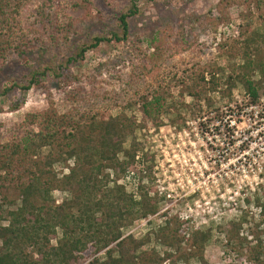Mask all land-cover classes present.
<instances>
[{
	"label": "rangeland",
	"instance_id": "374dc122",
	"mask_svg": "<svg viewBox=\"0 0 264 264\" xmlns=\"http://www.w3.org/2000/svg\"><path fill=\"white\" fill-rule=\"evenodd\" d=\"M259 1L261 6L257 5ZM53 3L49 13L68 29V42H62L61 34L57 36L58 41L55 43L49 40L47 27L50 24L46 20L42 23L29 16L28 9L38 7L41 0L28 1L20 29L24 30V36L36 35V39L30 53H16L0 67V143L10 142L18 135L13 129L27 114L45 110L51 104L58 111L65 112L77 104L78 97L73 100L62 87L65 79L57 82L51 78L47 81L50 94L41 87L31 88L26 92L13 88L14 81L23 84L27 82L28 72L33 65L49 64L58 68L60 64L63 67V76L72 82L67 91H76L83 84L89 88L94 85L105 91V98H110L109 104L114 107L110 108L113 115L133 116L137 123L142 122L143 118V101L139 100V96L146 95L148 91L162 95L164 99H161L160 110L165 108V111L162 110L157 123L145 131L137 128L126 139V147L133 137L139 143L133 161L129 160L130 163L122 171L107 169L110 185H122L128 194L137 198L142 185L153 196L158 185L155 179H163L161 165L166 163L164 154L167 152L172 155L177 150L175 146L188 140L185 135L179 136L171 130L176 128L177 132H181L188 129L191 139H194L191 122L204 117L205 122H201L203 133L213 130L221 141H225L223 145L215 141L213 146L224 155L222 162L217 161L210 166V171L216 176V184L211 183L213 187L209 191L203 189L201 195L179 199L177 203L173 201L169 204L168 215L177 216L182 223L184 231L181 234L185 237L181 243L183 250L188 252L196 249L189 241L194 231H210L211 236L204 246V254L209 264H249L246 253H226L229 246L226 245L225 235L232 222H241L240 232L248 235L251 244L245 245L244 252L247 247H252L255 235L264 239V93L259 103L251 107L247 100L242 99L241 86L238 83L228 90L230 86L226 83L229 73L227 65L237 64L240 58L221 55L219 46L238 38L239 25L246 23L249 14L258 19L256 28L264 34V0H139V12L128 20L127 41H102L95 48L87 50L83 58L69 63L66 62L67 58L75 56L78 46L90 44L95 37H110L111 31L117 29L118 15L127 10L130 2L53 0ZM165 30L170 33L167 40L170 49L174 51L172 58L157 62L144 78L136 80L135 83L130 82L134 66L141 64V58L135 55L140 50H146L147 55L153 52L154 45L161 44L159 39L154 38ZM20 39L21 37L17 38ZM262 40L259 59H264V37ZM210 59L225 66L226 73L217 75V86H211V91L204 92L198 100L179 84L177 75L182 74V69H187L194 61L203 65ZM207 79L209 80L208 76ZM8 87H12L9 93L2 94ZM21 96L24 98L22 103L19 102ZM113 98L118 100V104L114 103ZM218 123L220 124L217 125ZM228 133H233L234 142L227 145ZM47 152L48 149L44 148L43 153ZM71 162L72 160L67 163ZM156 166L160 168L159 171L155 169ZM162 168L164 172L168 169L167 166ZM54 171L61 177L68 172V167L65 164H55ZM130 172L135 174L130 177ZM155 172L158 173L157 178ZM6 193L9 199L18 196L14 188ZM53 195L56 203H60L66 196L60 190H55ZM164 204L162 202L158 214L151 215L149 223L143 221L144 218L139 219L126 227L124 233H131L139 239L148 231L157 230L165 220V215L162 214ZM186 217L188 218L185 219ZM144 248L162 255L168 247L152 239ZM102 255L103 251L99 253V256ZM166 263L167 261L162 262ZM189 264L200 263L192 258Z\"/></svg>",
	"mask_w": 264,
	"mask_h": 264
},
{
	"label": "trees",
	"instance_id": "16d2710c",
	"mask_svg": "<svg viewBox=\"0 0 264 264\" xmlns=\"http://www.w3.org/2000/svg\"><path fill=\"white\" fill-rule=\"evenodd\" d=\"M28 1L0 0V67L14 54L27 55L34 49L36 35L24 36V30L20 29ZM138 1L129 0V7L118 15L117 29L111 31L110 37H95L90 44L78 46L75 56L68 57L66 62L78 61L102 41H127L128 20L139 12ZM257 5L261 6V2ZM53 6V0H41L38 7L28 9L29 16L50 24L45 25L51 42L58 41L61 34L62 42L67 44L68 29L49 13ZM257 21L249 14L246 23L239 25L238 38L219 46L221 55L240 58L237 64L227 65L228 90L238 83L242 99L252 107L264 93V59L258 58L264 34L256 28ZM18 37L21 39L17 40ZM169 37L166 30L155 37L161 44H155L149 55L146 50L138 51L135 56L141 58V64L134 66L130 82L144 78L157 62L172 58L174 51L170 49ZM30 69L27 82L14 81L13 88L26 92L41 87L50 94L46 82L51 78L57 82L65 79L63 89L73 100L78 99L77 104L65 112L51 104L45 110L27 114L13 129L18 135L10 142L0 143V189L3 190H0V264H162L164 261L189 264L192 258L200 264H209L204 246L211 236L210 231H194L189 241L196 249L187 252L181 247L185 237L177 216L163 213V225L139 239L132 234L125 235L126 227L157 213L163 197L150 195L142 185L138 198L128 194L122 185H110L107 169L122 171L133 161L139 143L133 137L126 147V139L137 128L145 131L157 123L158 116L165 111V108L160 110L164 97L153 91L139 96L143 101V118L137 123L133 116L113 115L110 98H105V91L94 85L89 88L83 84L76 91H67L72 82L63 76L60 64L58 68L38 64ZM225 73L226 67L213 59L203 65L194 61L187 69H182L177 81L199 100L204 92L211 91V86H217L219 74ZM11 89H4L2 94ZM113 99L118 104V100ZM19 102H24L23 96ZM44 148L48 149L46 154ZM125 161L128 162L125 164ZM55 164H65L68 172L58 177ZM10 188L18 193L15 199L6 196ZM55 190L66 195L60 203L54 198ZM241 227V222H232L227 227L225 240L229 249L226 253H246L249 264H264V239L255 235L252 247L244 252L245 245L251 244L248 235L240 232ZM152 239L168 247L162 255L144 248ZM102 251L103 255L99 256Z\"/></svg>",
	"mask_w": 264,
	"mask_h": 264
},
{
	"label": "built area",
	"instance_id": "2783aa9c",
	"mask_svg": "<svg viewBox=\"0 0 264 264\" xmlns=\"http://www.w3.org/2000/svg\"><path fill=\"white\" fill-rule=\"evenodd\" d=\"M203 118L202 120L198 118L195 119L194 122H191L194 128L193 136H195V138L192 137L194 139H191L188 129L182 130L181 132H177L176 128L171 130L172 133H177L179 136L185 135L188 140L187 142L183 141V143L175 146V148L177 147V150L172 153V155L167 152L164 154V160H166V163L165 165H161V171L163 174L162 181L160 178H157L158 173L155 172L157 179H154L158 185L157 191L154 195L163 197L162 202L165 204L163 205L162 214L165 212L168 213V208L170 207L169 204H172L173 201L177 203L179 199L183 200L190 198L193 195H201L204 192L203 189L209 191L210 187H213L211 183L216 184V176L210 171V166L216 164L217 161L222 162L224 155H222L223 153L219 149H216L213 146L215 145V141H218L221 145H223L225 141H221L213 130L208 133H203L201 122H205L206 120ZM219 124L220 123L217 125ZM159 131L161 132V129H159ZM226 137L229 139L226 143L227 145L234 142L232 139L233 133H228ZM136 158L138 159L139 157L137 156ZM162 166H167L168 169L166 172L163 171ZM155 169L159 171L160 168L156 166ZM167 173H169V175ZM170 173L172 176H170ZM134 174V172H130V177ZM166 176L168 177L166 178ZM196 202L197 200L194 201V203ZM187 206L191 209L190 205ZM151 218L150 215L143 219V221L149 223ZM187 218L188 217L185 219ZM127 234L131 233H126L125 235Z\"/></svg>",
	"mask_w": 264,
	"mask_h": 264
}]
</instances>
